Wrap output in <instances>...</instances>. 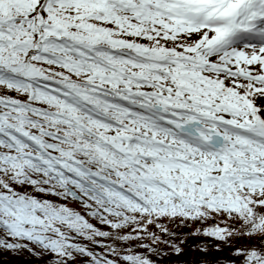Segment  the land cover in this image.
Returning <instances> with one entry per match:
<instances>
[{"label":"snow or ice","instance_id":"obj_1","mask_svg":"<svg viewBox=\"0 0 264 264\" xmlns=\"http://www.w3.org/2000/svg\"><path fill=\"white\" fill-rule=\"evenodd\" d=\"M217 218L264 264V0H0V249L154 264Z\"/></svg>","mask_w":264,"mask_h":264},{"label":"trees","instance_id":"obj_2","mask_svg":"<svg viewBox=\"0 0 264 264\" xmlns=\"http://www.w3.org/2000/svg\"><path fill=\"white\" fill-rule=\"evenodd\" d=\"M49 199L57 200L56 197ZM58 203H65L57 200ZM68 206L81 211L83 208L78 202H70ZM226 218H217L216 221L209 220L204 224L199 222L173 223L170 220H164V225L174 233L168 236L161 231L157 225H147L150 232H154L159 236L158 241L146 240L145 243L152 244L159 254L149 252L147 248L139 246L138 242H134L135 251L149 256L154 264H243L244 256L238 255V249L252 248L257 245V241L249 239L247 236H237L231 239L229 243H224L214 238L206 237L199 233L198 230L211 227L214 223L224 221ZM93 224L97 222L91 220ZM226 223L231 224L228 220ZM224 226V223H221ZM167 241H171L178 246L180 251L177 252L175 247L170 246ZM85 243H87L85 241ZM206 249V251H205ZM41 252L40 249L33 248V251L27 249L18 251H8L0 249V264H55V258L50 253H34ZM206 255V256H205ZM85 260L77 258L74 264H84Z\"/></svg>","mask_w":264,"mask_h":264},{"label":"rangeland","instance_id":"obj_3","mask_svg":"<svg viewBox=\"0 0 264 264\" xmlns=\"http://www.w3.org/2000/svg\"><path fill=\"white\" fill-rule=\"evenodd\" d=\"M206 256V255H205Z\"/></svg>","mask_w":264,"mask_h":264}]
</instances>
